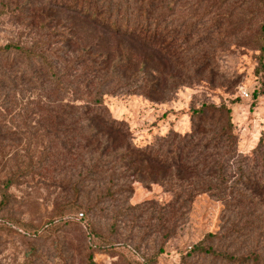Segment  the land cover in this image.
Returning a JSON list of instances; mask_svg holds the SVG:
<instances>
[{"label":"trees","instance_id":"trees-1","mask_svg":"<svg viewBox=\"0 0 264 264\" xmlns=\"http://www.w3.org/2000/svg\"><path fill=\"white\" fill-rule=\"evenodd\" d=\"M29 1L20 8L12 0L1 2L19 32L18 42L0 48V58L15 56L0 63V119L9 114L20 125L12 127L8 121L9 126L0 127V153L22 144V165H39L28 167L26 175L43 180L53 173L50 165H77L72 170L81 180L74 188L101 192L83 201L89 212L107 213L112 231L139 228L147 214L145 228L161 226L165 242L186 223L195 199L210 195L221 203L222 212L217 233L208 238L233 250L217 251L216 257L264 264L262 141L250 155L240 154L230 109L203 104L190 111L196 121L187 132L171 131L138 146L125 123L113 119L104 104L107 95L155 100L169 90L163 71L169 56L161 26L165 0ZM153 8L161 11L154 14ZM80 25L90 28L85 37L76 31ZM259 31L264 36V22ZM178 41L174 37L172 43ZM151 59L160 68L151 70ZM179 77L175 73L171 78L175 87ZM64 182L58 186L62 190L70 186ZM135 183L147 189L157 185L168 197L161 203L131 205ZM0 198L1 211L8 197L3 192ZM77 216L81 220L83 213ZM57 223H49L44 233L57 231ZM12 225L0 221V232ZM29 237L40 239L37 232ZM86 261L95 264L92 255ZM22 264H34L29 253Z\"/></svg>","mask_w":264,"mask_h":264},{"label":"rangeland","instance_id":"rangeland-1","mask_svg":"<svg viewBox=\"0 0 264 264\" xmlns=\"http://www.w3.org/2000/svg\"><path fill=\"white\" fill-rule=\"evenodd\" d=\"M12 1L19 8L24 3ZM1 2L0 48L18 42L19 32L9 14L3 12ZM159 10L152 9L154 14ZM162 11L163 36L169 43V56L162 70L170 88L163 98L155 96V100L141 95L104 96L110 116L123 121L133 142L143 146L171 131L187 132L196 121L190 111L201 105L223 104L230 109L238 152L250 155L260 141L264 148V36L259 31L264 22L263 0H165ZM76 31L85 37L90 28L80 25ZM174 37L179 44L172 43ZM13 57L0 58V63L10 62ZM150 68L160 67L151 59ZM175 73L180 75L176 87L172 83ZM242 92L248 98L241 97ZM11 117L3 115L0 127L9 126L8 121L12 127L20 125ZM18 145L0 153V193L8 197L0 211V221L13 224L0 232V264H22L25 253L34 264H87L88 255L95 264H235L216 257L217 251L232 254V249L208 238V234L217 233L222 212L221 203L210 195L195 199L186 223L166 242L162 240L161 226L145 228L147 214L140 219L139 228L120 226L112 231L109 215L93 214L83 202L101 192L74 188L73 184L81 180L72 170H78L77 165H50L53 173L45 180L26 175L28 167L39 165H22L26 153L23 145ZM66 180L70 186L62 190ZM6 183L9 186L4 190ZM167 197L157 185L147 189L135 183L130 204L150 200L161 203ZM65 201L72 204L65 206ZM76 201L79 203L73 205ZM79 213H83L81 220ZM54 221L58 222L57 231L44 233ZM149 224L159 225L154 221ZM36 232L40 239L29 237Z\"/></svg>","mask_w":264,"mask_h":264},{"label":"built area","instance_id":"built-area-1","mask_svg":"<svg viewBox=\"0 0 264 264\" xmlns=\"http://www.w3.org/2000/svg\"><path fill=\"white\" fill-rule=\"evenodd\" d=\"M241 97H243V98H248V94H247L246 92H242V93H241Z\"/></svg>","mask_w":264,"mask_h":264}]
</instances>
